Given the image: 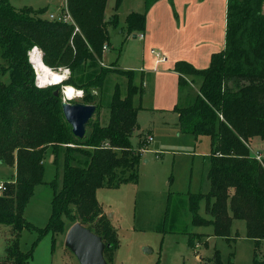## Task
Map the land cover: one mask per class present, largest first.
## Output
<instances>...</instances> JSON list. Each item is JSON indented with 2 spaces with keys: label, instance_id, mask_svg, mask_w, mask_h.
<instances>
[{
  "label": "trees",
  "instance_id": "obj_1",
  "mask_svg": "<svg viewBox=\"0 0 264 264\" xmlns=\"http://www.w3.org/2000/svg\"><path fill=\"white\" fill-rule=\"evenodd\" d=\"M154 1L146 0V11ZM121 2L117 0V6ZM107 3L108 0H67L66 9L74 24H66L42 18L47 9L18 10L9 0H0V162L16 171L13 184L0 192V225L12 229L6 258L0 264H27L32 259L40 239L28 252L21 249L20 241L24 230H35L24 214L40 185L53 191L50 221L46 229L39 230L40 238L50 232L54 236L64 233V219L72 226L82 224L102 238L107 246L106 261L113 264L118 236L97 200V191L137 184L148 144L144 139L137 149L131 141L140 128V107H135L134 100L144 96L143 86L134 84V72H111L99 63L105 44H109L108 24L119 25L118 15L106 21ZM146 20L147 12L130 13L126 18L128 35L144 32ZM33 42L44 50L45 64L70 67L71 76L65 84L101 89L110 72L128 77L125 97L118 85L115 88L106 126L89 123L91 129L84 139L73 135L56 94L58 85L35 87L26 56ZM90 63H97L101 70L80 86L73 74ZM174 71L180 75L181 102L174 110L179 114L182 132L196 138L206 136L211 141L207 171L210 191L189 194L191 223L195 227H212L213 236L226 240L231 247L236 241L231 233L233 222L244 221L247 237L259 247L264 241V161L260 163L252 156L250 142L254 138L264 141V0H229L225 49L212 56L207 69L198 70L181 61L175 64ZM7 75L9 81L5 82L1 76ZM189 77H193L192 83L198 79L201 83L194 100L186 105L182 93L189 85ZM73 142L76 147L70 146ZM63 150L61 185L58 175L46 182L47 156H54L58 165ZM73 152L84 157L82 165L74 164ZM203 201L206 217L200 214ZM168 216L169 204L165 222ZM186 234L189 246L196 249L193 237L197 234ZM233 256L231 253L226 263L215 248L212 257L201 259L200 264H234ZM253 264H264L256 251Z\"/></svg>",
  "mask_w": 264,
  "mask_h": 264
},
{
  "label": "rangeland",
  "instance_id": "obj_2",
  "mask_svg": "<svg viewBox=\"0 0 264 264\" xmlns=\"http://www.w3.org/2000/svg\"><path fill=\"white\" fill-rule=\"evenodd\" d=\"M9 2L18 10L47 9L42 18L48 20L57 7L63 10L66 0H9ZM143 10L144 0H122L119 6L117 0H108L105 12L107 20L110 22L114 15H118L119 25L113 27L108 24L110 39L109 44L105 45L109 50L99 62L101 67L110 68L111 72L116 68L131 70L134 72V84L138 87L143 83V73L139 69L144 66L142 59L145 46L144 41L139 37L128 35L125 20L130 12ZM149 50L158 51L154 47ZM100 66L97 63H90L73 76L82 86L95 78L101 70ZM111 72L103 88L98 89L94 86L82 88L85 92L84 96L71 102L72 104L87 103L86 105L97 107L90 121L91 125L96 123L99 126H106L109 123L110 105L117 85L122 97L127 94L128 77L118 72ZM1 79L5 82L9 81L8 75L1 76ZM191 79L193 77H189V81ZM200 83V79L194 85L189 82L183 91L184 104H190L194 100ZM61 86L58 85L59 89ZM76 88L80 89V87ZM143 88L144 95L148 96L146 95L147 97L145 96L141 102L144 109L138 112L140 128L133 134L131 141L137 149L140 142L150 135L154 136V141L144 151L139 165V181L137 184H124L119 189L97 191V200L103 206L118 236L119 248L114 254L113 264H199L198 257H212L215 248L221 252L226 262L230 254L234 253L232 259L234 264H253L255 251L260 259H264V241L257 247L255 241L247 237L244 221L233 222L231 233L236 241L231 247L221 238H214L210 244L208 237L205 238L206 235H194L196 250L189 246V236L186 233L204 231L210 234L212 231V227L201 229L192 225L188 198L189 194H206L210 191V182L207 178L211 153L210 138L206 136L196 138L183 133L177 113L167 111L168 109L165 108L168 104V96L158 94L155 90H151L148 94L147 89ZM139 98V96L136 98L137 108L140 104ZM90 124L86 133L91 129ZM253 141L254 144L250 142L251 151L254 154L259 151L264 157V141L260 138H254ZM70 146L76 147L74 142ZM72 154L76 157L74 164L82 165V161H85L84 157L78 152ZM51 156L49 154L46 158L45 181L50 182L58 175V183L61 185L65 151L60 154L58 165H55V157L51 160ZM12 169L0 162V181L6 186L15 181V177H12ZM52 194V189L47 185L36 187L24 214L25 219L35 227V230H24L20 241L21 249L24 252L30 251L40 239L34 247L32 259L27 264H79L77 258L65 245L67 233L72 226L69 220L64 219V233L54 236L50 232L41 238L39 236V230L46 229L50 221ZM168 204L169 216L165 222ZM205 207L206 203L203 201L200 204V214L204 217H206ZM11 239V227L0 225V261L6 258V249Z\"/></svg>",
  "mask_w": 264,
  "mask_h": 264
},
{
  "label": "crops",
  "instance_id": "obj_3",
  "mask_svg": "<svg viewBox=\"0 0 264 264\" xmlns=\"http://www.w3.org/2000/svg\"><path fill=\"white\" fill-rule=\"evenodd\" d=\"M228 3L229 0H155L150 9L146 11V0H144V10L135 12L141 14L147 12L144 32L133 35L134 38H137L140 34L144 35V39H142L145 46L142 59L144 66L139 69L143 73L142 86L147 89L148 94L151 93V90H155L158 94L167 95L168 104L165 106L168 109L167 111L177 113L174 109L181 102L180 75L174 71L175 64L184 61L198 70H204L210 67L212 56L225 49ZM66 6L67 0L63 8ZM56 9L55 13L61 10L60 7ZM107 19L106 15V21H108ZM153 47L158 51L149 50ZM107 51L104 52L105 55ZM153 51L164 55L167 62L157 63ZM187 79L189 81V78ZM191 81H189L191 85L196 84ZM196 90L199 92V87ZM146 95L138 99L140 101L139 112L144 109L141 102H143ZM136 98L134 100L135 105ZM177 115L179 116L178 113ZM179 131L183 134L180 129ZM252 142L255 143L253 140ZM251 154L253 157L256 155L252 151ZM12 171V177H15V169H12ZM193 234L208 236L207 240L210 244L216 238L213 236V228L210 234H206L204 231ZM196 256H199V254H196ZM198 259L200 264L201 259L204 258L199 256Z\"/></svg>",
  "mask_w": 264,
  "mask_h": 264
},
{
  "label": "water",
  "instance_id": "obj_4",
  "mask_svg": "<svg viewBox=\"0 0 264 264\" xmlns=\"http://www.w3.org/2000/svg\"><path fill=\"white\" fill-rule=\"evenodd\" d=\"M59 91H56L58 95ZM71 115H66L65 106L62 110L72 133L77 139H84L87 126L97 111L95 105L72 104ZM54 156H51L53 160ZM66 247L77 258L79 264H108L105 258L107 246L101 237L82 224L73 225L66 236Z\"/></svg>",
  "mask_w": 264,
  "mask_h": 264
},
{
  "label": "clouds",
  "instance_id": "obj_5",
  "mask_svg": "<svg viewBox=\"0 0 264 264\" xmlns=\"http://www.w3.org/2000/svg\"><path fill=\"white\" fill-rule=\"evenodd\" d=\"M44 50L35 42L30 49L26 51L27 62L31 66L35 76V87L44 89L50 86L62 85L59 89V100L65 106L66 115H71L73 107L72 101L76 98H82L85 94L84 89L76 88L71 84H62L71 76V69L66 65H57L55 67L45 64L43 57Z\"/></svg>",
  "mask_w": 264,
  "mask_h": 264
},
{
  "label": "built area",
  "instance_id": "obj_6",
  "mask_svg": "<svg viewBox=\"0 0 264 264\" xmlns=\"http://www.w3.org/2000/svg\"><path fill=\"white\" fill-rule=\"evenodd\" d=\"M48 20L54 21V22H62V23H66V24H74V20H73L72 16L69 14V12L67 11L66 7H64L63 10H60L57 13L50 14ZM76 31L78 32L79 29L77 28ZM138 37L140 39H144L143 34H140ZM107 50H108V46L105 45L104 46V52ZM153 54L157 58V63H166L167 62V58L164 55H162L161 53L153 51ZM153 141H154L153 136H148L146 138V142L148 145L150 143H152ZM254 157L257 159V161H259L260 163H263L264 158L262 157V155L260 153H256V155ZM5 190H6V185L0 181V192H4Z\"/></svg>",
  "mask_w": 264,
  "mask_h": 264
},
{
  "label": "bare ground",
  "instance_id": "obj_7",
  "mask_svg": "<svg viewBox=\"0 0 264 264\" xmlns=\"http://www.w3.org/2000/svg\"><path fill=\"white\" fill-rule=\"evenodd\" d=\"M64 81H65V80H64ZM64 81H63V82H64ZM63 82H62V83H63ZM76 99H77V98H76Z\"/></svg>",
  "mask_w": 264,
  "mask_h": 264
}]
</instances>
